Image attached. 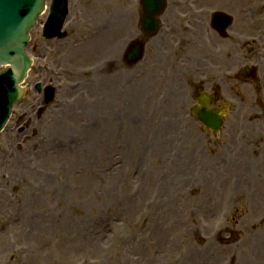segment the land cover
Segmentation results:
<instances>
[{
  "label": "rangeland",
  "instance_id": "rangeland-1",
  "mask_svg": "<svg viewBox=\"0 0 264 264\" xmlns=\"http://www.w3.org/2000/svg\"><path fill=\"white\" fill-rule=\"evenodd\" d=\"M107 1L69 0L65 40L42 38L48 10L31 32L26 97L0 134V264H264V58L259 81L234 77L264 50V0H169L131 66L137 0ZM215 11L233 15L226 38L203 27ZM93 40L110 47L87 56ZM38 83L56 90L46 107ZM199 90L229 105L218 136L191 115ZM241 152L248 175L234 169Z\"/></svg>",
  "mask_w": 264,
  "mask_h": 264
},
{
  "label": "water",
  "instance_id": "water-1",
  "mask_svg": "<svg viewBox=\"0 0 264 264\" xmlns=\"http://www.w3.org/2000/svg\"><path fill=\"white\" fill-rule=\"evenodd\" d=\"M59 1L55 0L57 7ZM144 4L146 19L143 29L148 33H153L159 24L155 16L162 12L165 0H145ZM41 10H43V0H0V65L11 64L8 69L12 73L14 81L13 90L8 93V110H10L11 104L24 94V90L20 88L19 84L26 77L27 70L31 67V61L24 53V43L29 38L28 33L35 25ZM22 11L26 12L27 15L21 19ZM65 15L66 12L60 13L58 20L60 25ZM135 48L131 55L138 58L141 46L136 45ZM206 111L198 118L205 122L206 127H212L217 133L221 121L216 122L217 115L208 109Z\"/></svg>",
  "mask_w": 264,
  "mask_h": 264
},
{
  "label": "bare ground",
  "instance_id": "bare-ground-1",
  "mask_svg": "<svg viewBox=\"0 0 264 264\" xmlns=\"http://www.w3.org/2000/svg\"><path fill=\"white\" fill-rule=\"evenodd\" d=\"M104 3H106V4H104ZM99 4H103V5H108L109 4V5H111L113 3L112 2L110 3L107 0H101V2ZM116 4L117 3H114V5H116ZM96 42H97V40H95V41L93 40L92 41V45L91 46H93L94 48L90 47L89 49H85V50H87V53H86L87 56L96 57L97 55H101V53L104 52L105 49L110 47V45H108L110 41L109 42L102 41V42H98L99 44L94 45ZM89 43H91V42H88V44ZM79 45L80 44H77L75 46H79ZM97 90H98V86H97ZM96 93H97V91L94 93V96L96 95ZM99 94H100V91H98L97 96H99ZM97 100H99V99H97ZM113 123H114V121L112 122V124ZM96 132H97V130H96ZM247 135H248V133H247ZM242 137H245V133H244V135ZM127 140H129L130 143H128V150L125 152V155L128 158H133L134 154H135L134 146H136V145L138 146L139 138L127 137ZM161 149H162V144L159 145L158 151L157 152L155 151V154H161ZM240 154H241V156H240L241 165L238 164V166H236V170H237L236 173L241 171V172H243V173L248 175L250 172L254 171V167L255 166L251 165V163H253V160L250 158L251 157L250 155L244 154L243 152H241ZM159 156H161V155H159ZM197 161L198 160H195V164L197 163ZM234 177H235V175H234ZM233 187H236V188H240L241 187V188H243L242 184H240L237 180H234V182L232 183V188ZM237 192L241 193V190L238 189ZM41 222L37 221V220L29 221V222H26V226L30 227L32 229V231H36L37 230V231H40L42 233H45V227L43 226V224Z\"/></svg>",
  "mask_w": 264,
  "mask_h": 264
}]
</instances>
